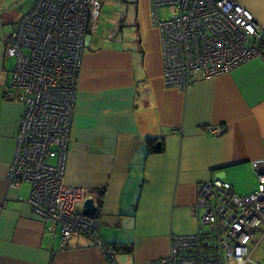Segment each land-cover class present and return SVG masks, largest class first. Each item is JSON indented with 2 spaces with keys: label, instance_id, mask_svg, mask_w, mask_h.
I'll use <instances>...</instances> for the list:
<instances>
[{
  "label": "crops",
  "instance_id": "crops-1",
  "mask_svg": "<svg viewBox=\"0 0 264 264\" xmlns=\"http://www.w3.org/2000/svg\"><path fill=\"white\" fill-rule=\"evenodd\" d=\"M239 1L264 31V0ZM149 14L143 0L127 42L112 32L104 44L98 26L89 33L65 165L66 184L93 199L100 237L127 249L116 248L115 264L166 256L172 232L198 229L192 214L198 185L221 178L237 194H248L257 187L252 162L264 159V56L186 90L167 87ZM22 112L8 81L0 80V264H109L85 237L72 236L62 246L58 230L33 212L30 185H9ZM214 127L223 130L214 134Z\"/></svg>",
  "mask_w": 264,
  "mask_h": 264
},
{
  "label": "built area",
  "instance_id": "built-area-1",
  "mask_svg": "<svg viewBox=\"0 0 264 264\" xmlns=\"http://www.w3.org/2000/svg\"><path fill=\"white\" fill-rule=\"evenodd\" d=\"M100 6V0H33L15 22L2 56L15 58L8 85L23 112L6 178L12 187L30 185L33 212L58 230L62 246L85 237L115 264L117 246L100 237L96 217L83 213L90 193L64 180L82 53ZM149 9L167 87L186 90L264 56V31L239 0H149ZM252 167L257 187L248 194L221 178L198 185L192 209L198 229L172 232L169 253L150 264H264L254 257L264 239V159Z\"/></svg>",
  "mask_w": 264,
  "mask_h": 264
},
{
  "label": "rangeland",
  "instance_id": "rangeland-1",
  "mask_svg": "<svg viewBox=\"0 0 264 264\" xmlns=\"http://www.w3.org/2000/svg\"><path fill=\"white\" fill-rule=\"evenodd\" d=\"M143 0H100V11L96 21L97 33H101V42L109 44L107 34L115 32L124 39H131L137 28L136 16L141 10ZM33 0H0V49L14 32L15 22L32 6ZM166 7L160 6L162 17L166 16ZM150 17V14H149ZM121 29V31H120ZM15 65V58L0 56V80L9 82ZM263 248V250H261ZM254 257L264 261V239Z\"/></svg>",
  "mask_w": 264,
  "mask_h": 264
},
{
  "label": "water",
  "instance_id": "water-1",
  "mask_svg": "<svg viewBox=\"0 0 264 264\" xmlns=\"http://www.w3.org/2000/svg\"><path fill=\"white\" fill-rule=\"evenodd\" d=\"M89 40H90V36L87 35L86 39H85V46L88 45ZM1 50L2 49H0V51ZM158 147H160V142H157L154 144V148H158ZM83 207H84L83 213L86 215H93L95 210H96V206H95L92 198L86 199L84 204H83Z\"/></svg>",
  "mask_w": 264,
  "mask_h": 264
},
{
  "label": "trees",
  "instance_id": "trees-1",
  "mask_svg": "<svg viewBox=\"0 0 264 264\" xmlns=\"http://www.w3.org/2000/svg\"><path fill=\"white\" fill-rule=\"evenodd\" d=\"M152 140H153V138L152 139H149V141H148V143L150 144L151 142H152ZM152 144V143H151ZM163 151V147H161V148H159V149H154V152H158V153H160V152H162ZM127 250V249H125L124 247H122V246H119L118 248H117V250Z\"/></svg>",
  "mask_w": 264,
  "mask_h": 264
},
{
  "label": "bare ground",
  "instance_id": "bare-ground-1",
  "mask_svg": "<svg viewBox=\"0 0 264 264\" xmlns=\"http://www.w3.org/2000/svg\"><path fill=\"white\" fill-rule=\"evenodd\" d=\"M217 128H219V130H218V132H216V133H220V131H222L223 129L222 128H220V127H217Z\"/></svg>",
  "mask_w": 264,
  "mask_h": 264
},
{
  "label": "flooded vegetation",
  "instance_id": "flooded-vegetation-1",
  "mask_svg": "<svg viewBox=\"0 0 264 264\" xmlns=\"http://www.w3.org/2000/svg\"><path fill=\"white\" fill-rule=\"evenodd\" d=\"M3 48V46H1V49ZM0 56H2V50L0 51Z\"/></svg>",
  "mask_w": 264,
  "mask_h": 264
},
{
  "label": "clouds",
  "instance_id": "clouds-1",
  "mask_svg": "<svg viewBox=\"0 0 264 264\" xmlns=\"http://www.w3.org/2000/svg\"><path fill=\"white\" fill-rule=\"evenodd\" d=\"M89 35V34H88ZM4 49V46H3V48H2V50Z\"/></svg>",
  "mask_w": 264,
  "mask_h": 264
}]
</instances>
